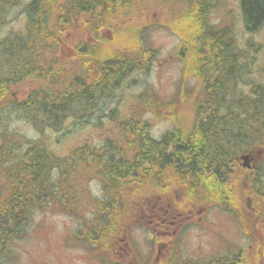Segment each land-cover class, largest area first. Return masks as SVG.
<instances>
[{
	"label": "trees",
	"instance_id": "obj_1",
	"mask_svg": "<svg viewBox=\"0 0 264 264\" xmlns=\"http://www.w3.org/2000/svg\"><path fill=\"white\" fill-rule=\"evenodd\" d=\"M171 1L184 3L182 19L190 21L197 46L193 72L204 84L191 126L186 131L175 127L154 138L149 123L128 116L118 121L128 140L127 151L107 141L92 146L84 143L64 156L56 154L41 137L29 139L4 128L0 140V261L10 243L24 236L33 211L51 203L77 210L78 199L69 183L75 182L74 178L86 185L95 176L102 185L103 198H93L99 202L91 199L96 209L87 219L86 237L95 236L99 228L115 227L124 208L136 210L135 198H129L151 177L157 180L158 189L178 187L187 197L197 195L236 212L246 232L254 237L251 247H246L244 261L236 263L264 264L260 219L255 220L257 213L240 214L247 209V197L264 198V65L259 69L262 82L246 84L241 63L244 56L231 27L208 23L209 12L222 0ZM152 2L165 4L169 0L28 2L23 8L22 28L0 35V111H15L40 134L46 129L59 132L70 119L71 125L88 123L93 115L95 124H101L104 117L117 122L118 109L97 114L98 102L109 100L124 82L130 89L133 74L149 69L154 51L143 42V34H135V44H125L117 54L102 59L99 48L107 41L104 35L109 34L103 28L111 21L109 17L129 20L135 7L147 8ZM16 4H20L18 0H8L6 10ZM239 7L245 31L255 32L264 22V0H239ZM4 15L0 14V28L10 21H5ZM67 48L70 50L64 55ZM67 59L73 63L69 77L62 74ZM239 83L251 86L247 95L241 90L234 94ZM143 92L138 93L139 99ZM243 151L260 152L259 166L250 171L247 180L235 159ZM162 178L164 185H160ZM84 224L79 221L80 227ZM258 234H262L261 241ZM225 263L235 262L226 259Z\"/></svg>",
	"mask_w": 264,
	"mask_h": 264
},
{
	"label": "rangeland",
	"instance_id": "obj_2",
	"mask_svg": "<svg viewBox=\"0 0 264 264\" xmlns=\"http://www.w3.org/2000/svg\"><path fill=\"white\" fill-rule=\"evenodd\" d=\"M30 1L18 0L20 3L18 6H11L7 9L6 19L10 21L6 23L7 27L0 28V35L16 32L22 28L25 20L23 8ZM157 4L159 6H155ZM183 4L171 0L165 4L152 2L147 8L137 9L135 7L129 20L117 17L108 18L111 21L103 28V30H109V34L104 35L107 41H104L99 48L101 49L100 54H103L102 59L108 55L117 54V49H121L125 44L127 47L132 46L140 34L144 36L145 45L154 51V58L150 62L149 69L145 73L133 74L134 80L130 81L132 83L130 89L124 87L128 84L124 82L118 87L119 89L114 91L109 100L102 99L98 102L97 114L106 115L112 113L115 108L118 109L116 111L117 122L113 123L109 117H104L101 124H95L97 122L93 115L88 123L71 125L70 119L61 131L46 129L43 134H40L26 119L15 111L6 109L0 111V140L3 136V129L8 128L11 133H21L29 139L41 137L56 154L64 156L69 155L75 147L84 143L92 146L102 145L107 141L113 145L123 146L127 151L128 140L122 135L118 121L128 116L140 117L149 123V133L154 138H160L175 127L186 131L191 126L197 102L202 98L204 84L202 78L194 73L197 65L195 31L190 21L186 22L182 19ZM6 19L4 18L5 21ZM207 19L208 23L214 27L224 25L231 27L235 44L244 56L241 63L246 73L243 76L245 83L247 84L248 81L262 82L259 69L264 65V22L255 32L245 31L239 0H222L218 7L209 12ZM69 50L67 48L64 55ZM58 55L65 59L60 52ZM70 61L71 59L68 60L67 66H64L65 70L62 73L67 77L72 73L73 63ZM91 66L93 67V63ZM24 89H26L25 85ZM250 89L251 86L239 83L234 94L241 90L247 95ZM141 91L144 92L139 99L141 94L138 93ZM67 129L72 132H67ZM73 180L75 182L71 181L68 188L78 199L77 210L65 209L59 204L51 203L42 209L33 211L24 229V236L10 243L8 253L0 264H92L86 259L85 250L88 245L83 244L86 242L73 240L74 237L92 238L83 236V233L86 231L87 219L96 209L95 202L91 199L100 198L102 200L103 198L102 185L95 176L89 178L86 185H82L81 181H76L74 178ZM151 188L153 184L144 181L142 188L140 186L138 192L134 193L129 201L135 198V205L138 201H144V197ZM1 189L3 188L0 187V193ZM172 194L176 197L182 196V190L177 188ZM121 195L124 198L126 196L124 191ZM98 199L95 201L99 202ZM256 204L259 210L264 212V198L254 194L253 206ZM126 206L128 205L124 204V207ZM222 208L206 209L205 213L199 214L203 216V220L213 223L216 235L213 236L207 231L200 243L192 238V242L189 241L187 246L190 254L196 251L195 246H203L218 257L223 252V248L228 247V244L238 247V244L247 245L249 243V237L243 234L245 233L244 228L242 231L241 225L234 218L237 216ZM124 210L123 212L126 211ZM80 220L85 221L82 227L79 226ZM198 222L200 223L199 220ZM197 228L202 232L200 224ZM260 228L264 233V215L260 221ZM220 236L221 241L218 244Z\"/></svg>",
	"mask_w": 264,
	"mask_h": 264
},
{
	"label": "flooded vegetation",
	"instance_id": "obj_3",
	"mask_svg": "<svg viewBox=\"0 0 264 264\" xmlns=\"http://www.w3.org/2000/svg\"><path fill=\"white\" fill-rule=\"evenodd\" d=\"M7 1L0 0V14L5 12V19ZM255 161H258L257 156ZM148 182L155 186L144 197V201L137 204V210L132 207V210L122 213V219L116 222L115 227L99 228L94 237L79 239L81 242L85 240L90 246V249L85 250L87 261L92 264H241L236 261H244L246 247L250 248L251 243L234 247L228 244L224 237L228 247L223 248L218 257L203 246H195L196 251L190 254L187 246L189 241L192 242V238L200 243L207 231L213 236L216 235L213 223L203 220V216L199 215L205 213L206 209L214 208L213 202L197 195L187 197L183 195V190L182 196L176 197L172 193L178 187L165 191L158 189L157 180L149 177ZM164 184L162 178L160 185ZM247 204L250 206L249 198ZM251 210L258 213L255 218L258 221L261 217L258 205L251 206ZM240 214L246 215L242 212ZM238 220L241 223L239 217ZM198 224L202 232L198 230ZM243 234H248L250 241L254 238L250 232ZM257 237L261 241L262 234ZM219 241L221 236L218 238V244ZM226 259L235 263H225ZM263 261L264 258L261 263Z\"/></svg>",
	"mask_w": 264,
	"mask_h": 264
},
{
	"label": "water",
	"instance_id": "obj_4",
	"mask_svg": "<svg viewBox=\"0 0 264 264\" xmlns=\"http://www.w3.org/2000/svg\"><path fill=\"white\" fill-rule=\"evenodd\" d=\"M249 157V154H245L241 157L244 160L243 166L251 167V165L249 164Z\"/></svg>",
	"mask_w": 264,
	"mask_h": 264
},
{
	"label": "bare ground",
	"instance_id": "obj_5",
	"mask_svg": "<svg viewBox=\"0 0 264 264\" xmlns=\"http://www.w3.org/2000/svg\"><path fill=\"white\" fill-rule=\"evenodd\" d=\"M241 149V148H240ZM46 198V197H45Z\"/></svg>",
	"mask_w": 264,
	"mask_h": 264
}]
</instances>
